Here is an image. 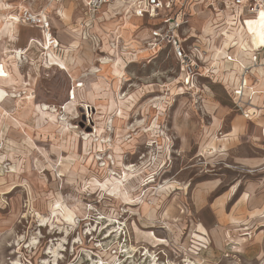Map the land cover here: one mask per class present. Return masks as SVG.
Listing matches in <instances>:
<instances>
[{"label":"rangeland","instance_id":"obj_1","mask_svg":"<svg viewBox=\"0 0 264 264\" xmlns=\"http://www.w3.org/2000/svg\"><path fill=\"white\" fill-rule=\"evenodd\" d=\"M7 3L13 24L36 26ZM202 11L191 6L181 29L185 46L198 40L202 54L193 91L178 92L166 50L133 60L139 43L127 38L141 23L120 19L125 5L86 33L82 3L63 0L71 29L54 22L51 31L74 47L36 45L17 50L22 61L0 63V86L20 95L0 104V264H264V141L217 81L228 41L216 30L226 12ZM228 24L223 32L234 39L228 32L238 26ZM245 30L243 44L264 45V30ZM73 84L83 86L69 107ZM43 103L51 113L39 111ZM89 134L105 145L84 143ZM123 164L133 165L127 179L109 181L124 179Z\"/></svg>","mask_w":264,"mask_h":264},{"label":"built area","instance_id":"obj_2","mask_svg":"<svg viewBox=\"0 0 264 264\" xmlns=\"http://www.w3.org/2000/svg\"><path fill=\"white\" fill-rule=\"evenodd\" d=\"M83 1L87 11L92 13L115 0ZM201 3L211 6L215 14L223 12L225 8L229 9L232 13L231 23L237 25L245 23V19L253 17L259 9H264V0H126L127 11L130 10L134 16L146 17L155 22L150 28L149 36L139 43V48L134 54L167 47L168 54L177 65L179 84L188 92L195 90L199 84V77L202 75V54L198 40L190 46H185L186 38L181 36V29L189 22L188 9ZM19 15L24 23L38 26L43 35L48 32L49 36L53 37L48 43L49 47H57L50 22L42 11L31 12L23 9ZM236 47L238 52L229 51L222 57L224 74L233 72L231 77L223 75L222 80L227 78L225 84L229 86L235 111L245 119H252L264 108V100L261 105L256 100L259 95L264 96V89L257 88L260 78L255 74L257 68L264 66V45L249 47L247 44L237 43ZM125 48L126 45L121 49ZM228 49H231V44ZM262 134L264 136V128Z\"/></svg>","mask_w":264,"mask_h":264},{"label":"crops","instance_id":"obj_3","mask_svg":"<svg viewBox=\"0 0 264 264\" xmlns=\"http://www.w3.org/2000/svg\"><path fill=\"white\" fill-rule=\"evenodd\" d=\"M7 1L8 0H0V18H1V16L6 15L8 12H12L11 8H9V9L5 8L4 4H8ZM10 1L13 2L14 4L17 3L18 6H20L22 9H28L31 12L42 11L46 15V17L48 18V20L50 22V27H52V24L54 22H57V24L61 28H63L65 31L68 32L69 29H71L70 27L69 28L66 27L68 24L63 19L64 18L63 0H10ZM37 1L43 2V5L38 6L36 4ZM76 1H80L83 5V12H82L83 14L81 15V18H80L81 19L80 25H81V28L86 33L92 32L96 18L97 19H99V18L104 19L108 15V13L110 16H112V14H111L112 10L114 12L118 13L121 5H125V9L127 7V4L126 3L124 4L123 1H120V3L117 6L113 7L112 5L116 2V0H115L114 2H112L108 5L102 6L96 12H92V13L90 12L89 13L87 11V8H86L83 0H76ZM103 7H105L107 10L102 12L101 17H99V16L96 17V13L100 12V10ZM207 7L208 6L205 3H201L198 6L194 7V9L198 14H200L201 12H203L202 10L207 9ZM209 8L212 10L211 6ZM50 9H54L53 14L52 13L50 14V12H49ZM259 11L256 12V14L254 15V18L257 16H262L261 14L264 13V9H262V8ZM224 12H226L225 20L217 24V26L219 28H217V30H216V36L218 37V39L220 38V40L228 41L227 45L225 46L226 49L223 51V55L229 51L238 52V48L236 47L237 43H235V40L227 38L225 36V32H223V30H225V31L227 30L226 27L229 26L228 23H231V14H232L231 11L229 9L225 8L223 10V12L221 11V12H218L217 14H215V12H214V14L216 17H218V15H220V14L223 15ZM126 14H127V17L126 16L120 17V19L122 21L125 20V22L127 23L130 20H136L137 22L140 21V23H141L140 25H137V26L132 25L133 27L129 33L128 38H127V39H130V42L133 43V45L135 44V46H136V44L140 43L142 40H144L145 38H147L149 36L150 28H152L154 26L155 22L153 20H148L146 17L134 16L130 10H128L127 13H125V15ZM139 26L142 27L141 30H138ZM0 27H1L0 28V60H2L3 58L5 59V55L12 52V50L10 49V46H11V48L12 47L14 48L13 51L20 49L21 51H23L25 53L26 51L31 50L33 46H36V45L38 46L39 41L44 42V35L38 26H31V25H26V24L15 23V24H13L11 32L8 31L7 27L2 25V24L0 25ZM91 28H92V30H91ZM137 30H138V32H137ZM56 39L59 41V43L61 45L68 46V49L74 47V45H72V42L67 41L66 36L64 37V35H62L60 33H57ZM214 41L215 40L210 41V44L212 43V48L215 47V49H216L217 47L215 45H213ZM230 44H231V49H228ZM238 44H239V42H238ZM245 44H247L249 47H252L249 43H245ZM56 49H61V47L58 46V48H56ZM162 49L166 50L167 53L169 51L167 47H161L156 51H151V53L153 52V53L157 54ZM43 50H45V49H43ZM54 51H55V49H53V52ZM148 52H150V51H145L143 53H138L136 55L132 54L134 56L133 60L136 61L137 57L139 55L144 54V53L147 54ZM133 60H131V61H133ZM221 63L223 64V60L221 61ZM223 67H224V65H223ZM260 68H257V70L255 72V74L257 76H259V78H260V81H259L257 88L264 89V66H262ZM215 72H217V71H215ZM214 74L216 75V76L214 75V78L217 79L218 74H216V73H214ZM223 75L226 77H228V76L231 77V76H233V72H229L228 74H223ZM223 75L221 74V79L218 77L217 81L225 89V92L229 96V99H230L232 106H233V98L230 94L229 86H228V84L227 85L225 84V79H227V78H224V80H222ZM210 78H212V76H210ZM3 88H5V89L7 88L5 83H3ZM178 89H179L178 92H181V93L184 92L182 89V86L179 85ZM202 100H204V99H202ZM256 100L261 105V104H263L264 96L259 95L256 98ZM233 108H234V106H233ZM237 115L242 117L239 113H237ZM243 119H245V118H243ZM245 120L250 121L253 124V126L255 128H257V130H259V135H260L259 137H260L261 141H264V136L262 134V128H264V108L260 111V114L257 117L252 118V119H245ZM224 137H226V135L220 136V139L226 140L227 138H224ZM248 161H250V163H253L252 161H254V160H252V158H249Z\"/></svg>","mask_w":264,"mask_h":264},{"label":"bare ground","instance_id":"obj_4","mask_svg":"<svg viewBox=\"0 0 264 264\" xmlns=\"http://www.w3.org/2000/svg\"><path fill=\"white\" fill-rule=\"evenodd\" d=\"M120 1V0H119ZM9 8H11V5L10 4H7V6H6V9H9ZM104 8V7H103ZM263 9V8H262ZM102 10V9H101ZM260 10V9H259ZM258 10V11H259ZM260 12V11H259ZM14 14V13H13ZM261 14V13H260ZM262 16H257V17H255L254 19H252V20H249V22L248 21H246V23L248 22V25L249 26H245V27H249V36L250 35H252V34H254L257 30H259V29H262V30H264V13H262L261 14ZM112 17V16H111ZM254 17V16H253ZM17 19L18 18H14V16L12 17V16H10V14L9 15H4V16H1V18H0V22L1 23H3V24H5L6 26H8L7 27V29H8V31H10L11 32V28L13 27V25H12V27L10 26V24H13L14 22H17ZM19 21V20H18ZM1 25V24H0ZM238 27L236 28V29H234V27L232 28V29H234V32H228V33H231L232 34V36L234 37V40H235V43H238L239 42V44H243V42L245 41L244 39H245V27H244V25L241 23V24H239V25H237ZM1 28V27H0ZM239 28V29H238ZM228 29H230V27L228 28ZM226 31H228V30H226ZM230 31V30H229ZM244 31V32H243ZM6 36V35H5ZM231 36V35H230ZM52 37V36H51ZM50 36H49V33L48 32H44V42H42V41H37L39 44V46H41L43 49L44 48H47V49H49V50H52L53 49V46L52 47H49L50 45H48V43L50 42V39H53V37L51 38ZM54 39H56V38H54ZM215 40V39H214ZM215 43V42H214ZM55 45L56 46H58L59 45V43H58V40L56 39V43H55ZM47 46V47H46ZM238 48V47H237ZM236 48V49H237ZM216 51V50H215ZM237 51V50H236ZM18 53V54H17ZM11 56V59L13 58L15 61H22V56H21V54H19V51H17V50H14V51H12V53H8V54H6L5 55V57L6 56ZM52 55V54H51ZM110 55V54H109ZM220 55H222V54H220ZM219 56V55H218ZM112 58V57H111ZM12 59V60H13ZM107 59V58H106ZM4 61V58L2 59V60H0V63L1 62H3ZM48 63H50V62H48ZM2 65V64H1ZM55 65H57L59 68H63L64 70H66L67 69V67H66V64L63 62V61H60V62H58L57 64L55 63ZM102 65V64H101ZM45 68H47V64H45ZM261 69V68H260ZM262 70V69H261ZM260 70V71H261ZM45 71H46V69H45ZM63 71V70H62ZM120 71V70H119ZM4 73H5V71H4V69H3V66H0V76H3L4 75ZM19 74V73H18ZM57 74V73H56ZM232 74V73H231ZM5 75H6V73H5ZM118 76V75H117ZM123 76V75H122ZM9 79V78H8ZM2 81H5V80H3L2 79ZM1 83V82H0ZM4 83H6V82H4ZM8 84V83H7ZM38 84V83H37ZM81 86H83V84H80V85H74L73 84V89H72V94H71V96H69V98H68V100H67V106H72L73 104H74V102H75V90H76V88L77 87H81ZM10 92V91H9ZM6 96H8V97H17V96H20V95H18V94H16V93H6V91H5V89H3L1 86H0V104L2 103V101L6 98ZM119 96V95H118ZM10 99V98H9ZM37 99V98H36ZM29 102V101H28ZM30 103V102H29ZM32 103V102H31ZM33 105H34V103H33ZM33 107H35V106H33ZM32 107V108H33ZM5 108V107H4ZM38 108H39V111L40 112H42V113H44V112H50V110L46 107V104L45 103H43V104H40V105H38ZM32 110V109H31ZM34 110V109H33ZM35 111V110H34ZM54 111V110H53ZM8 112V111H7ZM31 112V111H30ZM88 112V111H87ZM51 113V112H50ZM25 114V113H24ZM6 115V112H4L3 111V109H2V107H1V105H0V119H2L4 116ZM52 114H50V116H51ZM23 116V115H22ZM21 116V117H22ZM49 116V117H50ZM19 117V116H18ZM48 117V116H47ZM46 118V117H45ZM21 120H22V118H21ZM57 120V119H56ZM62 120V119H61ZM108 120V119H107ZM106 120V121H107ZM108 129V128H107ZM106 131V130H105ZM2 135H3V133H2ZM73 135V134H72ZM75 135V134H74ZM77 135V134H76ZM91 135L89 134L88 135V137H87V135H85V138H84V143H92L93 141H95L94 139H92L91 137H90ZM95 136H97V135H95ZM100 136V135H99ZM80 138V137H79ZM78 138V139H79ZM79 141V140H78ZM123 141V140H122ZM104 142H105V139H99L98 138V140L97 141H95V144L96 145H98V147H99V149H100V147H102V144L103 145H105L104 144ZM1 148V147H0ZM4 149V148H3ZM129 149V148H128ZM2 154H3V152H2ZM3 155H5V154H3ZM1 156V155H0ZM1 158L3 159V160H5V158L4 157H2L1 156ZM2 159H0L1 161H2ZM92 160V159H91ZM0 161V162H1ZM101 165H103V166H105L106 165V163H101ZM118 165V164H117ZM122 166V170H123V178L124 179H120L121 177H109V178H107L109 181L110 180H117L118 181V183L119 184H122V181H124V180H126L127 178H125V174H127V172H130V171H133V165H126V164H123V165H121ZM115 170V169H114ZM109 172V171H108ZM111 174H115V173H113V172H111L110 173V175ZM107 176V175H106ZM118 178L120 179V180H118ZM3 180V179H2ZM1 183V182H0ZM117 183V182H116ZM131 184V183H130ZM14 186V185H13ZM13 186H12V188H13ZM117 186V185H116ZM9 187H11V186H9ZM11 188V189H12ZM232 189H234V188H232ZM2 192V191H1ZM124 192V191H123ZM3 194L5 193V192H2ZM1 193V194H2ZM126 194V193H125ZM148 194V193H147ZM145 197V196H144ZM133 203V202H132ZM141 203V202H140ZM147 204V203H146ZM264 212V211H263ZM42 226V225H41ZM112 232H114V231H112ZM111 235V234H110ZM30 245V244H29ZM50 252H52V251H49V253ZM16 264H21V263H19V262H16Z\"/></svg>","mask_w":264,"mask_h":264}]
</instances>
